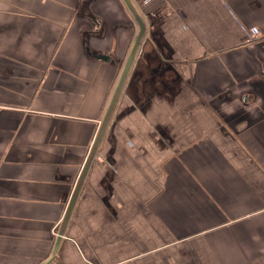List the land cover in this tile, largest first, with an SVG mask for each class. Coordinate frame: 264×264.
I'll use <instances>...</instances> for the list:
<instances>
[{
  "label": "crops",
  "instance_id": "1",
  "mask_svg": "<svg viewBox=\"0 0 264 264\" xmlns=\"http://www.w3.org/2000/svg\"><path fill=\"white\" fill-rule=\"evenodd\" d=\"M131 1L95 144L127 4L0 0V264H264V0Z\"/></svg>",
  "mask_w": 264,
  "mask_h": 264
},
{
  "label": "water",
  "instance_id": "2",
  "mask_svg": "<svg viewBox=\"0 0 264 264\" xmlns=\"http://www.w3.org/2000/svg\"><path fill=\"white\" fill-rule=\"evenodd\" d=\"M124 2L127 4L128 8L130 9V11L132 12V14L134 15L135 19L137 20V22H138V24H139V27H140V31H139V33H138V35H137L136 41H135V43H134V45H133V48H132V50H131V53H130V55H129L127 61H126V64L124 65V68H123V70H122V72H121V75H120L119 81H118V83H117V86H116V88H115L114 94H113V96H112V98H111V100H110V102H109L108 107H107L106 115H105V117H104V120H103V124H102V126H101V129H100V131H99V133H98V135H97V137H96L95 144H96V143L98 142V140L100 139V137H101V135H102V132H103V128H104V126L106 125V123H107V121H108V118H109V116H110V114H111V112H112V110H113V108H114V106H115V103H116V101H117V99H118V96H119V94H120V92H121V89H122V87H123V84H124V82H125V80H126V78H127V75H128V73H129L130 67H131V65H132V62H133V60H134V57H135V55H136V52H137V50H138V47H139V45H140V42H141V40H142V37H143L144 32H145V29H146V27H145V23H144V20H143V18H142V15H141V13L138 11V9L135 7V5L133 4V2H132L131 0H124ZM99 58L107 59L108 57H107V55H99ZM74 198H75V197H73V199H72V201H71V203H70V205H69V207H68L67 214H66L67 217L69 216L70 210H71V208H72V204H73V202H74ZM59 240H60V239H58V242H57L56 248H57V246H58ZM53 256H54V255H53ZM53 256H52V257H51L46 263H44V264H56V263H54V262L52 261Z\"/></svg>",
  "mask_w": 264,
  "mask_h": 264
}]
</instances>
